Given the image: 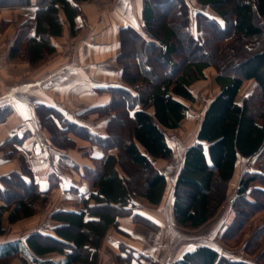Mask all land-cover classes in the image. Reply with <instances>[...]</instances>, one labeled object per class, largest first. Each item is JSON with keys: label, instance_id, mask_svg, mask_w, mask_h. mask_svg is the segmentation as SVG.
Returning a JSON list of instances; mask_svg holds the SVG:
<instances>
[{"label": "trees", "instance_id": "1", "mask_svg": "<svg viewBox=\"0 0 264 264\" xmlns=\"http://www.w3.org/2000/svg\"><path fill=\"white\" fill-rule=\"evenodd\" d=\"M86 1L0 0V7H34L33 17L15 31L8 60L31 66L46 60L55 52L53 40L62 36L65 25L71 37L77 34L80 3ZM194 1L192 9L187 0H140L138 24L119 29L115 60L121 84L100 87L97 93L108 100L78 115L87 120L106 117L100 124L104 134L78 125L53 104L34 106L57 150H79L76 140L81 139L99 147L100 155L85 150L90 163L80 153L77 161L58 155L61 170L87 181L91 190L81 196L79 209L49 213V227L1 242L0 264H97L108 229L122 234L119 220L155 230L157 226L137 212L136 199L151 205L162 200L166 177L154 162L171 158L167 132L176 130L185 118L186 103L195 100L191 86L205 80L206 69L214 71L217 93L198 122L195 142L183 151L171 191L174 221L184 229L204 226L225 201L239 159L252 161L256 171L240 173L234 199L251 211L264 212V0ZM249 80L254 81L251 92L237 103ZM10 112L8 106H0V122ZM25 137V132L12 135L0 145L1 151L10 148L7 159L17 154ZM19 160L18 169L0 175V236L5 234L4 220L13 225L34 217L56 187L50 183L46 190L40 189L31 169L22 157ZM256 183L260 188L253 186ZM245 226L234 217L224 233L229 231L232 238ZM119 248L117 264L152 261L121 242ZM242 252L246 259H233L199 245L171 264H264V224L245 241Z\"/></svg>", "mask_w": 264, "mask_h": 264}, {"label": "crops", "instance_id": "2", "mask_svg": "<svg viewBox=\"0 0 264 264\" xmlns=\"http://www.w3.org/2000/svg\"><path fill=\"white\" fill-rule=\"evenodd\" d=\"M187 1L189 5L193 1L196 6L194 0ZM33 8V6L15 7L14 9L0 8V105H7L11 109L7 118L0 122V145L12 135L18 136L23 132L29 133L27 140L21 146L16 147V156L5 161L6 163L2 162L0 175L18 169L16 161L19 160L17 157L21 156L24 158L25 165L36 174L33 173V180L40 189L46 190L49 187L47 183L48 173L52 171V168L61 171L55 160L53 167L47 168V151L40 150L39 144L32 136L28 124L34 125L36 123L33 116L34 106L37 103L53 104L65 110L69 115H75L89 107L106 102L108 97L98 94L97 91L107 84H121L120 67L115 60V56L119 52V29L128 24H138L140 0H89L81 2L82 19L79 18L77 21L79 27L77 34L71 37L65 25L62 36L53 40L55 52L47 60L31 66L25 61L8 60L7 50L18 25L33 17ZM3 23L7 24L3 26ZM250 81L253 80L246 81L242 85L236 97L237 103L242 100L239 101L241 91L245 84ZM202 114L203 112L201 117ZM19 128H22L23 132L18 131ZM76 142L78 141L76 140ZM41 146H43L42 143ZM64 154L74 161L78 159L73 151L63 152ZM2 155L3 151H0V156ZM93 155L98 157L100 154L94 153ZM252 171H256V168ZM237 178L238 168L235 167L227 192L231 189V185L235 184ZM63 179L62 184H59V188L55 191V196L58 195L60 202L64 201L65 198L68 199L67 202L74 199L66 197L69 195L67 187H71L76 194L72 193L76 201L81 194L88 190V183L84 180L79 181L74 174L73 176L63 175ZM66 180H69V183ZM67 183L68 186H66ZM166 190L167 188L164 192ZM163 197L164 193L162 200ZM57 209H74V207L63 206ZM137 212L144 218L151 220L149 215L141 212L140 209ZM86 218L91 217L87 215ZM151 221L156 225L154 219ZM18 224L10 225L12 226L11 229ZM8 226L4 220V229ZM118 228L122 234L115 232L112 228L106 232L98 250L97 264H117L115 256L122 255L119 242L137 253L151 257L148 254V249H146V243L143 242L147 236L146 231H141L143 227L132 223L129 219H122L119 220ZM33 230L36 229L32 228L29 232ZM38 230L41 228L38 227ZM10 236L0 239V243L22 237ZM139 239H143V241Z\"/></svg>", "mask_w": 264, "mask_h": 264}, {"label": "rangeland", "instance_id": "3", "mask_svg": "<svg viewBox=\"0 0 264 264\" xmlns=\"http://www.w3.org/2000/svg\"><path fill=\"white\" fill-rule=\"evenodd\" d=\"M190 6L192 7V9H194L195 5L193 4V1L190 2ZM0 8L14 9L15 7L12 6V7H0ZM19 18L21 21L22 20L21 15ZM5 24L7 23H3V26ZM12 24L15 25V23L13 22ZM14 34L15 32L13 33V37ZM181 48L183 52H186V50H184L185 49L184 46H181ZM13 60H17V59H13ZM213 74H214L213 69H206L205 80L195 82L191 86L190 90L195 97L194 103H186L188 110L185 118L181 121V124L176 130L167 132L168 135L167 142L172 149L171 158L165 161L158 160L154 162L155 166L166 177L167 190L166 192H164L163 200H161L158 205H151L140 198L136 199V205L138 209H140L141 212H145L147 215H149V218L151 220L154 219L157 225L155 230H149L144 227L141 228L143 229L141 231L147 232V236L145 237V241H143V239H139V240L146 243V249H148L149 252L148 254L151 255V257L150 256L147 257H150L152 260L151 262L147 260H143L141 264H171L174 260L178 259L183 253L190 251L199 245H208L213 249H215L217 252H219L221 255L226 257H230L233 259H241L243 257L246 259L247 256H243L244 254L242 252V246L244 245L245 241L251 236V234L258 227H261L264 224V212L251 211L250 208L246 206V203L240 201L237 202L234 199V189L238 178L236 179L235 184L231 185V189H229V191L227 192L226 199L223 202L219 211L204 226L195 230L184 229L179 227L174 221L171 212V201H172L171 191H172L173 183L182 163L183 151L187 146L195 142V134L198 128V122L201 117V113L203 112L205 106L210 101V99L217 92V87L212 82ZM253 86H254V81H250L247 84H245V87L243 88L239 96V101L242 99V97L247 96L251 92ZM103 103L105 102L99 104H103ZM0 106H7V105H0ZM82 112H79L75 115H69V114L68 115L70 116L69 118L75 120L76 123H78V125L87 127L94 132L101 131L100 134H104L102 132L103 125L100 124L107 118L99 117V120L88 118L87 120L86 118L78 117V115L81 114ZM33 116L35 118L36 123H34V125L28 124V126L30 128V131H32L33 138L36 139V143L39 144L40 150H42L43 152L44 150L45 152L47 151L46 152L47 154L46 159L48 161L47 168L53 167V161L55 160L61 172L52 168V171H50L47 175L48 185H50V183L52 185H56V187L55 186L52 187V189L49 191L47 205L42 208L38 207L37 213L34 217L19 221L18 223L21 222V224L16 223L18 225L13 227L12 229H11L12 226L9 225L10 227L8 226L7 228H5V234L3 236H0V239H3L5 237H11L10 235L22 236L23 234L28 233L32 228L38 230V227L39 229L40 228L45 229L49 227V225L51 224V222L48 220L49 213L63 206L65 207L73 206L74 209H79L81 207L80 205L81 196L84 197L87 196L88 192L91 190L89 184H87L88 190H86L84 194H81L79 199L77 198L79 201L78 200L76 201L75 197L72 195V193L75 194L74 191L71 189V187H67L68 188L67 191L69 195L66 197L74 198L73 201L75 202H73L72 199L70 202H67L68 199L66 198L64 199V201L60 202V199H58V195L55 196L56 195L55 191L57 190V188H59L58 187L59 184H62L64 180L63 175L73 176V173L69 172L67 169H65L64 172L61 170L62 168L60 167V163H59L61 161V158L58 157V155L63 152L65 153L66 151L67 152L73 151L76 154L75 157L78 158V155L80 153L81 155H83L85 163H90L87 160L86 155L84 154L85 150L87 149L90 150L92 154L94 153L100 154V148L97 147L96 145H90L86 141L79 139V141L77 142L80 147L79 150L66 149V150H61L63 152H60L51 144L49 140V132L44 127H41L38 120V116L35 112H33ZM18 131L23 132L22 128H19ZM28 137H29V133L27 132L23 143L27 140ZM123 137L124 134H122V138ZM41 143L43 144V146H41ZM9 149L10 148L3 151V155L0 156V165L3 164L2 162L6 163L5 161H8V159L5 157V153ZM15 156L16 155H14L13 157ZM20 157L21 156L17 158L19 159ZM12 158H9V160ZM22 160L24 162L23 157ZM18 161H16L17 167L20 166V160ZM236 165H237L236 167L238 168V177L240 173L243 172L244 170L252 171L254 168H256L253 165L252 161H248L246 159H239ZM29 172L30 175H33L34 173L32 172V170H30ZM66 181L69 183V180ZM68 183L66 184V186L69 185ZM253 186L260 188L258 183L253 184ZM234 217L235 219L237 218L239 220H243L246 226L242 232L240 231L241 232L240 235L231 238L229 231H227V233L226 232L224 233V229L228 221L232 220Z\"/></svg>", "mask_w": 264, "mask_h": 264}]
</instances>
